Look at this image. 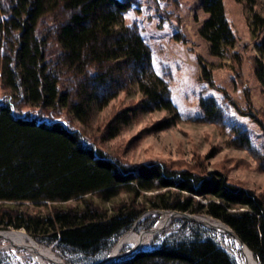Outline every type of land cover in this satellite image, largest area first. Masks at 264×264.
Masks as SVG:
<instances>
[{"label": "trees", "instance_id": "obj_1", "mask_svg": "<svg viewBox=\"0 0 264 264\" xmlns=\"http://www.w3.org/2000/svg\"><path fill=\"white\" fill-rule=\"evenodd\" d=\"M235 1L256 51L248 59L252 74L264 87V0ZM199 4L208 17L198 34L220 62L200 56L197 62L220 95L202 96L200 114L189 120L229 134L228 146L245 150L264 172V153L234 117L248 118L264 134V111L252 107L245 87L240 106L212 75L225 67L234 84L245 86L244 59L235 50L223 0ZM130 7V0H0V230H23L71 264H93L144 213L174 211L220 222L264 264V192L197 164L123 162L71 125H86L122 93L138 99L112 108L101 129L106 140L147 113H167L151 125L155 129L179 121L169 72H155L139 26L125 23ZM176 221L153 248L109 264H237L204 227Z\"/></svg>", "mask_w": 264, "mask_h": 264}, {"label": "rangeland", "instance_id": "obj_2", "mask_svg": "<svg viewBox=\"0 0 264 264\" xmlns=\"http://www.w3.org/2000/svg\"><path fill=\"white\" fill-rule=\"evenodd\" d=\"M130 1L131 7L124 14L125 23L128 25L135 23L139 26L142 38L152 49V63L155 72L158 75L169 72L172 91L171 100L180 114V119L169 127L160 130L151 125L156 121L166 119L167 113L164 111L147 113L116 138L106 140L101 135V129L106 124V118L113 113L112 108L120 105V103L129 104L131 101L138 99L136 93L127 95L122 93L104 109L94 114L86 125L74 122L71 124L73 128L80 130L88 142H93L99 149L110 156L120 158L123 162L157 161L168 164L171 161L172 163L182 161L185 166L197 164L208 171L220 170L227 172L228 178L243 183L247 189H251L256 193L264 192V172L257 169L256 162L245 150L228 146L229 134L220 133L213 124L196 123L189 120L190 117L200 114L198 102L202 96L217 98L220 95V92L211 88L203 80L197 62L199 56L214 65H219L220 62L209 55L208 43L198 34L199 27L208 17L200 8L199 0ZM223 5L226 19L237 38L235 50L241 53L244 59L242 70L245 86L234 84L229 70L219 66L212 71L215 85L223 88L242 107L246 104L243 94L245 87L248 90L252 107L258 111H264V87L259 84L252 74L251 65L248 61L250 57L256 56V51L247 31L242 6L235 0H223ZM262 9L264 11V3ZM176 33H179L184 40L177 39ZM234 117L237 123L250 131L251 144L264 153V134L258 126L248 118L236 114ZM163 213L168 214L170 212L148 211L144 213L128 232H141L153 228L157 221L164 216ZM176 216L150 243L135 250H132L131 245H125L117 258L128 256L138 250L153 248L159 243L167 230L176 226V220L188 221L178 215ZM198 217H203L207 221H215L205 216ZM204 228L218 240L227 252L230 254L234 252L236 243L233 242V237L228 234L223 236L213 233L206 227ZM0 231L11 232L17 230ZM30 238L37 245L48 249L58 261L63 264H71V259L57 248L43 245L32 237ZM7 245V241L0 239V247ZM233 258L237 264L242 263L240 257L233 256ZM0 264L39 263L27 256L24 250L0 249Z\"/></svg>", "mask_w": 264, "mask_h": 264}, {"label": "bare ground", "instance_id": "obj_3", "mask_svg": "<svg viewBox=\"0 0 264 264\" xmlns=\"http://www.w3.org/2000/svg\"><path fill=\"white\" fill-rule=\"evenodd\" d=\"M163 214L164 216L157 221L153 228L141 232H128L123 238L120 237L121 239L114 245L109 255H111L112 258H117L122 251V247L125 245H131L132 250H135L150 243L152 239H155V237L168 226L172 218L177 217L174 213ZM224 228L225 227L221 223H214L211 220L207 223V229L223 236L228 234ZM0 239L8 243L7 246L0 247V249L12 251L15 249L24 250L27 256H30L39 264H63L58 261L48 249L34 243L23 231H0ZM233 240V242L236 243V247L231 255L242 259V263L239 264H258L246 246H240L235 238H233Z\"/></svg>", "mask_w": 264, "mask_h": 264}, {"label": "water", "instance_id": "obj_4", "mask_svg": "<svg viewBox=\"0 0 264 264\" xmlns=\"http://www.w3.org/2000/svg\"><path fill=\"white\" fill-rule=\"evenodd\" d=\"M170 213H174L176 215H179V216L182 217V219H185V220H188V221H193V222L198 223V224H200V225H202V226H204L206 228H207V223H209V221H207V219H205L203 217H198V216H195V215H190V214L181 213V212H174V211L173 212L171 211ZM224 229H226V232L228 233V235H230L231 237L235 238L238 241L240 246H245L244 243L236 236V234L233 231H231L227 227H225ZM115 259H118V258H112L111 255H107L106 257L102 258L101 260H99V261H97V262H95L93 264H109V263L113 262Z\"/></svg>", "mask_w": 264, "mask_h": 264}]
</instances>
